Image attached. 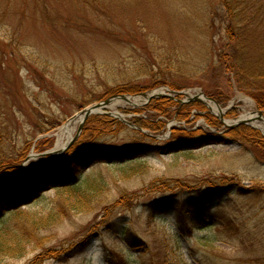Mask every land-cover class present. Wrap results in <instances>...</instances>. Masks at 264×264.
Instances as JSON below:
<instances>
[{
    "label": "rangeland",
    "instance_id": "374dc122",
    "mask_svg": "<svg viewBox=\"0 0 264 264\" xmlns=\"http://www.w3.org/2000/svg\"><path fill=\"white\" fill-rule=\"evenodd\" d=\"M219 4L0 0V150L14 162L0 172V185L13 173L19 181H35L67 159L78 169L81 190L86 181L92 184L83 206L73 207L79 198L68 185L47 183L34 197L21 203L15 198L12 213L0 214V264H109L114 253L124 264H143L156 250L167 264H252L264 258V135L251 125L264 123V110L249 95L264 81L248 79L241 89L224 72L218 53L232 52L225 47L228 22ZM260 37H251L249 58L259 52ZM156 80L165 83L158 89L216 100L222 114L201 102L111 93L118 84L146 88ZM119 94L135 95L138 103L114 100L80 132L76 125L61 152H53L55 135L68 121ZM162 100L171 102L164 111ZM246 114L253 115L246 124L221 123ZM95 144L140 153V161L115 167L102 159L109 150L98 154ZM207 190L222 196L193 238L182 237L175 215L150 221L145 206L152 200H185ZM211 226L217 229L207 230ZM126 235L140 241L130 245ZM71 247L76 255L67 260L48 252Z\"/></svg>",
    "mask_w": 264,
    "mask_h": 264
},
{
    "label": "trees",
    "instance_id": "16d2710c",
    "mask_svg": "<svg viewBox=\"0 0 264 264\" xmlns=\"http://www.w3.org/2000/svg\"><path fill=\"white\" fill-rule=\"evenodd\" d=\"M122 1L119 0V2ZM219 1L221 3L219 5L223 13L222 17L228 22L225 29V34L228 42L225 47L233 53V56L230 55L232 53L226 54L225 51L218 53V59L225 68L224 72L231 73L234 76L235 80L238 82V87L241 89H244V85L246 87L250 85L248 83V81L250 80L248 79L264 81V0ZM257 35L262 36V38L260 37L262 40H259L257 44L259 46V52L257 54L254 53V56H250L249 58V54L251 52L249 41L251 40V37L256 38ZM159 85H165V83L161 80H156L155 83L149 87L154 88L156 86L158 87ZM149 87L144 88L143 86H126L118 84L114 87L111 93L137 94L146 91L147 89H149ZM263 89L264 88H260L259 92L249 93V95L255 100L259 101L260 107L264 110ZM168 104L170 105L171 102L168 100H162L160 102V106L162 107L161 109H163L164 111ZM94 119L95 118L89 119L87 121V124L93 122ZM1 137L2 135L0 134V139ZM247 138L251 139L254 138V136H247ZM258 142H260V139L258 140ZM94 146H96L97 149L99 148L98 150L94 148L96 152H99L98 154L104 152L103 149H108L109 154L107 156H103L102 159L113 162L112 165H114L115 167L124 169L127 163L131 164L132 161H134L133 163H136V161H140V158H135L136 156L141 155L137 152L130 153L127 152V150H116L111 149L110 147H104L102 145L96 144ZM5 155L6 154L2 150H0V172H2L4 168L5 170L9 169L11 167L10 165L14 163L8 162L9 160L7 159V157H5ZM7 166L9 167L7 168ZM75 167L76 166L67 164L46 173L40 178L35 179V181L31 180L21 185L9 184L5 186L3 190H0V214L5 213V209H11V211H9L12 213L15 204L17 205L18 203L23 202L26 197H34L36 195L35 189H37V187H40L41 185H46L47 183L54 186L68 185L65 186L67 189L69 187L71 189H76L73 193V196H78L79 199L75 200V205H73V207H77V205L83 206V202H85V200L87 202L88 200V193L91 190L92 184L87 186L89 180L86 181L88 182L86 184V189L81 190L82 183L76 182L75 177L77 175L78 169H76ZM216 191L217 192H214L212 190L196 191L195 194H191L190 197L185 200H181L179 197L174 196L155 199L146 204L145 209L149 215L150 221L152 222L159 216L161 217L170 214L175 215L177 229L179 230L180 234L183 235L182 237H184L185 239H191L193 238L195 231L200 232L195 228L196 225H201L207 220L208 215L211 214L210 210L212 206L214 205L216 200L222 196V194L218 192L219 190ZM127 196V194H123L121 198L124 199ZM15 198L19 199L20 202L17 203ZM117 204H119V202H115L114 206ZM52 215L53 212H51L48 216L52 217ZM2 219V215H0V222L2 221ZM107 226H112V223H109ZM208 229H217V227L211 226L207 228V230ZM124 239L130 245H136L140 241L138 238H134L130 235L124 236ZM6 249L9 253L10 251L16 253L17 250L11 249L10 247H6ZM76 250L71 247L70 251L62 250V253L59 252V250H48V252L56 253V255L60 259L67 260L73 254L76 255ZM18 256L22 257V253L19 252ZM116 256L119 258L118 261L115 260ZM112 257L113 258L109 259V264H124V258L122 256L114 253ZM167 262V256L161 251L156 250V252L152 254L150 261L148 260L143 264H167ZM249 263L264 264V258L258 257L255 260L249 261Z\"/></svg>",
    "mask_w": 264,
    "mask_h": 264
},
{
    "label": "water",
    "instance_id": "95a60500",
    "mask_svg": "<svg viewBox=\"0 0 264 264\" xmlns=\"http://www.w3.org/2000/svg\"><path fill=\"white\" fill-rule=\"evenodd\" d=\"M176 95H180V93H174ZM141 96L146 100V101H150V100H153V99H157V98H160V97H168V98H172V97H169L168 95L166 94H161V93H158L157 91H153L151 92L150 94H141ZM201 97H204V95L202 94H196L194 95L193 97L191 98H188L187 101H179L180 103H187V102H201L203 104H205L206 106V103L202 100ZM205 98V97H204ZM116 99H119V100H123L125 102H129L128 101V97L125 96V95H115V96H112L110 97L109 99L101 102V103H98V104H95V105H92L90 106L89 108L83 110L79 115L82 117V120L80 122V126H79V132L82 130V127L84 125V123L86 122V120L92 116V115H97L99 114V110L101 109H105L107 106H109L110 104H112V102ZM173 99V98H172ZM206 100H209L211 101L215 106H216V103L213 99H206ZM217 107V106H216ZM219 111H221L219 108H217ZM258 115L260 116H263V114L261 112H258ZM252 120V119H251ZM259 121H261V118H258ZM248 122V121H247ZM246 121H239L237 120L234 124H227L226 122L224 123L223 121L221 122L222 124H224L226 127H234L235 125H238V124H246L247 123ZM231 125V126H229ZM79 134V133H78ZM17 176V175H16Z\"/></svg>",
    "mask_w": 264,
    "mask_h": 264
},
{
    "label": "bare ground",
    "instance_id": "6f19581e",
    "mask_svg": "<svg viewBox=\"0 0 264 264\" xmlns=\"http://www.w3.org/2000/svg\"><path fill=\"white\" fill-rule=\"evenodd\" d=\"M161 91H159L158 93H160ZM238 100L245 102L246 104H248V106H251V102L245 101L241 98H238ZM130 104L132 105H136L138 103V101L136 99H131V101H129ZM207 106L209 107V109L213 112V113H218L217 109L209 102H207ZM253 116V115H252ZM251 115L246 114L243 115L241 117L238 118L239 121H250L251 119H253ZM81 117L77 116L76 118L70 120L69 122H67L60 130H58L56 136L57 139V143H56V148H55V152L60 151L64 148V146L71 140L72 136H73V132H74V128L76 125L79 124ZM230 124V123H227ZM252 126L256 127L263 135H264V123L260 122V123H251Z\"/></svg>",
    "mask_w": 264,
    "mask_h": 264
}]
</instances>
